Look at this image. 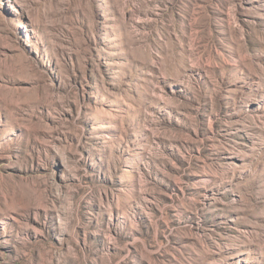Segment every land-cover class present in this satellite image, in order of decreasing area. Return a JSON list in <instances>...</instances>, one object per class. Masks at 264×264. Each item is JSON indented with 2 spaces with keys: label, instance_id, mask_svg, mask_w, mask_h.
I'll use <instances>...</instances> for the list:
<instances>
[{
  "label": "rangeland",
  "instance_id": "1",
  "mask_svg": "<svg viewBox=\"0 0 264 264\" xmlns=\"http://www.w3.org/2000/svg\"><path fill=\"white\" fill-rule=\"evenodd\" d=\"M0 264H264V0H0Z\"/></svg>",
  "mask_w": 264,
  "mask_h": 264
}]
</instances>
